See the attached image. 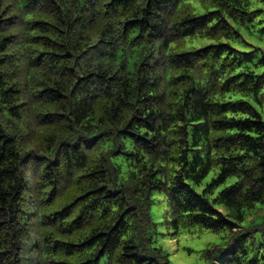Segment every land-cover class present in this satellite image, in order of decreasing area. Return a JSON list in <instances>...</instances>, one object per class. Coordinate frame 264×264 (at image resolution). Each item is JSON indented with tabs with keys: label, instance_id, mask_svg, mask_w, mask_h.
I'll list each match as a JSON object with an SVG mask.
<instances>
[{
	"label": "trees",
	"instance_id": "16d2710c",
	"mask_svg": "<svg viewBox=\"0 0 264 264\" xmlns=\"http://www.w3.org/2000/svg\"><path fill=\"white\" fill-rule=\"evenodd\" d=\"M260 5L0 0V264H170L161 197L226 232L206 264H264Z\"/></svg>",
	"mask_w": 264,
	"mask_h": 264
},
{
	"label": "rangeland",
	"instance_id": "374dc122",
	"mask_svg": "<svg viewBox=\"0 0 264 264\" xmlns=\"http://www.w3.org/2000/svg\"><path fill=\"white\" fill-rule=\"evenodd\" d=\"M255 8H261L263 6H256ZM257 22H260L256 28L251 32L245 30L242 31L243 38L257 47L258 57L264 56V11L256 18ZM213 175V174H212ZM208 176L205 180L208 181L211 176ZM163 198L155 200L152 205L150 214L153 222L157 223V235L154 237L155 246L159 247L163 254L166 256L170 264H206V261L202 257V251L210 248L225 247L226 232L213 233L209 230H205L200 227L193 228L190 232L181 233L179 235H172L173 230L169 229L164 223V202H159ZM258 221L253 224L256 225ZM249 219L244 223V226H250ZM260 232L256 233V242L262 239Z\"/></svg>",
	"mask_w": 264,
	"mask_h": 264
}]
</instances>
